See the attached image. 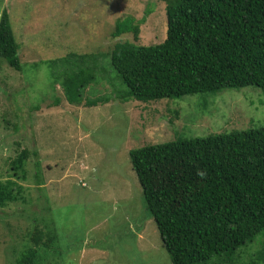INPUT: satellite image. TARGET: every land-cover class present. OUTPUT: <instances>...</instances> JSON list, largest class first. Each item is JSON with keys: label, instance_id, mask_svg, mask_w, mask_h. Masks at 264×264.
<instances>
[{"label": "rangeland", "instance_id": "374dc122", "mask_svg": "<svg viewBox=\"0 0 264 264\" xmlns=\"http://www.w3.org/2000/svg\"><path fill=\"white\" fill-rule=\"evenodd\" d=\"M4 10L21 46L23 71L0 65V182L11 178V162L23 150L30 155L25 179L12 178L23 188L19 200L0 206V264H16L33 246L36 229L52 228L49 256L40 252L45 264H172L146 210L130 152L264 128V93L248 87L154 103L124 101L118 93L125 86L103 55L118 42L163 43L162 0H0V17ZM148 10L138 39L112 37L117 20L139 21ZM70 53L98 55L105 73L84 90L83 100L107 103L69 105L61 85H53L58 69L47 62ZM263 241L264 234L243 249Z\"/></svg>", "mask_w": 264, "mask_h": 264}, {"label": "trees", "instance_id": "16d2710c", "mask_svg": "<svg viewBox=\"0 0 264 264\" xmlns=\"http://www.w3.org/2000/svg\"><path fill=\"white\" fill-rule=\"evenodd\" d=\"M162 1L163 43L118 42L103 55L125 86L118 93L124 101L154 103L248 87L264 93V0ZM151 13L139 21L117 20L112 37L138 39ZM20 48L4 10L0 65L23 71ZM47 64L58 69L53 85H61L69 105L108 102L83 100L84 90L105 73L98 55L70 53ZM29 155L23 150L11 162V178L0 182V206L19 200L23 188L12 178L25 179ZM130 160L172 264H264V247L254 249L264 241L244 250L264 234V128L148 145L131 151ZM50 230L36 229L33 246L16 264H45L40 252L49 256Z\"/></svg>", "mask_w": 264, "mask_h": 264}]
</instances>
